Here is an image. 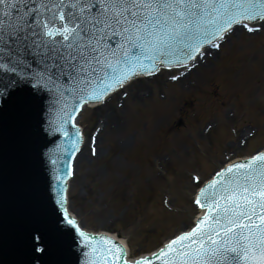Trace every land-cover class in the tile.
<instances>
[{"label": "snow or ice", "instance_id": "snow-or-ice-1", "mask_svg": "<svg viewBox=\"0 0 264 264\" xmlns=\"http://www.w3.org/2000/svg\"><path fill=\"white\" fill-rule=\"evenodd\" d=\"M262 32L264 0H0V99L20 124L41 92L104 105L162 69L195 68L237 33ZM62 112V122L73 118ZM78 140L77 131L76 151ZM193 202L204 211L190 228L138 259L84 231L67 208L64 216L88 248L86 264H264V151L221 167ZM31 239L33 252H49L41 234Z\"/></svg>", "mask_w": 264, "mask_h": 264}, {"label": "rangeland", "instance_id": "rangeland-1", "mask_svg": "<svg viewBox=\"0 0 264 264\" xmlns=\"http://www.w3.org/2000/svg\"><path fill=\"white\" fill-rule=\"evenodd\" d=\"M234 37L219 62L210 60L209 68L190 74V81L199 80L191 93L163 82L158 91L148 84V93L134 99L131 91L143 87L136 82L122 108L116 107L122 104L118 95L103 107L85 110L80 122L87 135L102 128L101 118L111 112L124 109L128 116L122 135L102 129L98 157L90 158L86 150L76 162L70 209L85 228L117 232L136 255L150 252L189 225L191 174L207 178L226 157L264 146V32ZM233 77L239 80L232 82ZM175 86L183 90L182 107L172 95L162 101ZM156 113L166 120L154 123ZM243 138L246 147L240 144ZM150 169L158 180L147 177Z\"/></svg>", "mask_w": 264, "mask_h": 264}, {"label": "water", "instance_id": "water-1", "mask_svg": "<svg viewBox=\"0 0 264 264\" xmlns=\"http://www.w3.org/2000/svg\"><path fill=\"white\" fill-rule=\"evenodd\" d=\"M39 121L34 109L23 124L12 118L6 127L11 144L0 138V264H70L71 240L61 238L59 211L40 156ZM37 232L50 244L44 255L32 250L31 237Z\"/></svg>", "mask_w": 264, "mask_h": 264}, {"label": "bare ground", "instance_id": "bare-ground-1", "mask_svg": "<svg viewBox=\"0 0 264 264\" xmlns=\"http://www.w3.org/2000/svg\"><path fill=\"white\" fill-rule=\"evenodd\" d=\"M212 53L214 54V52H212ZM208 57H210V56H208ZM263 57H264V53H263ZM241 72H242V70H240L239 72H235L234 75L240 76L241 75ZM231 80H232V82H236V81L239 80V78L233 77ZM144 93H146V88H144V87H136V88H134L131 91V97L134 98V99H137V98L142 97L141 95H143ZM127 118H128V116L126 115V112H125L124 109L123 110L114 111V112H111L110 114H108L107 116H103L101 118L102 119L101 126H102L103 129L110 128V131L113 132V134L122 135L123 132H124V130H123L124 129L123 127L125 125L124 123L127 122ZM153 118H154V121H153L154 123L160 122V120H166V118H164V116H162L160 113L154 114V117ZM122 120H124V121L121 122ZM158 124H160V123H158ZM151 126H152V124H151ZM144 136H145V134H144ZM100 137L101 136H99L98 141H99ZM121 141H122L121 142V146L122 147L126 146V144H125L126 143V139L123 138ZM100 154H101V152L98 150L96 156H99ZM80 156H81L80 154L77 155L76 161L79 160ZM147 177L150 178V179L158 180V177L159 176H158V174H156V172L154 170L151 171V169H150L147 172ZM190 214H191V211H189L187 217H189ZM72 216L74 217V215H72ZM80 226H81V224H80Z\"/></svg>", "mask_w": 264, "mask_h": 264}]
</instances>
